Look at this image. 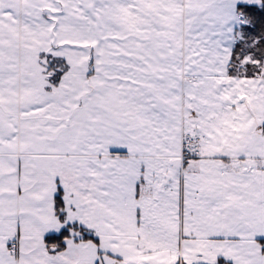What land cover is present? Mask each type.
Wrapping results in <instances>:
<instances>
[{"label":"snow or ice","instance_id":"snow-or-ice-1","mask_svg":"<svg viewBox=\"0 0 264 264\" xmlns=\"http://www.w3.org/2000/svg\"><path fill=\"white\" fill-rule=\"evenodd\" d=\"M0 264H264V0H0Z\"/></svg>","mask_w":264,"mask_h":264}]
</instances>
